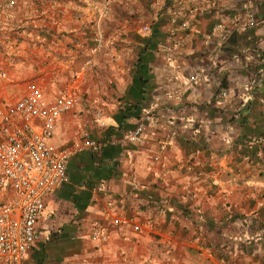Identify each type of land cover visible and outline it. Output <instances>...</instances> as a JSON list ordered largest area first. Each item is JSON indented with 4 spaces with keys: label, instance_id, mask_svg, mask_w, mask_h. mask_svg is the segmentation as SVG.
<instances>
[{
    "label": "crops",
    "instance_id": "crops-1",
    "mask_svg": "<svg viewBox=\"0 0 264 264\" xmlns=\"http://www.w3.org/2000/svg\"><path fill=\"white\" fill-rule=\"evenodd\" d=\"M3 2L24 6L21 19L33 4ZM18 16L0 13V72L9 78L0 77V98L21 80L42 87L46 75L26 78L49 51L10 37ZM148 28L104 49L126 58L133 49L132 61L110 63L115 74L105 78L118 86L117 110H138L119 123L114 111L94 137L119 134L148 109L149 143L71 157L67 182L46 198L27 264H264V0H164ZM134 70L145 75L133 85ZM81 116L62 115L52 142L73 139ZM8 195L0 190V200ZM117 216H133L140 229ZM94 227L103 235L93 237Z\"/></svg>",
    "mask_w": 264,
    "mask_h": 264
},
{
    "label": "built area",
    "instance_id": "built-area-1",
    "mask_svg": "<svg viewBox=\"0 0 264 264\" xmlns=\"http://www.w3.org/2000/svg\"><path fill=\"white\" fill-rule=\"evenodd\" d=\"M148 31L145 26L144 32ZM223 35L226 38L227 31ZM99 46L100 39L91 49L92 55L97 53ZM91 63L90 57L73 74L67 86L53 96H47L35 80L29 79L16 84L0 98V190L9 192L6 199L0 200V264H27V255L39 239L37 220L46 198L67 182L71 157L84 152L100 154L105 149L128 143H149L146 128L152 121V114L148 109L143 110L134 126L120 135L94 137L88 122L83 121L75 127L73 139L61 146L52 142L56 121L79 108V88L90 82L86 69ZM0 77L9 79L6 71H1ZM194 79L199 80L198 77ZM93 122L97 126L105 125L99 116ZM163 148L161 145L160 150ZM154 158L158 160L160 155L155 154ZM114 221L140 229L133 216H117ZM101 235L99 227L92 229L93 237Z\"/></svg>",
    "mask_w": 264,
    "mask_h": 264
},
{
    "label": "rangeland",
    "instance_id": "rangeland-1",
    "mask_svg": "<svg viewBox=\"0 0 264 264\" xmlns=\"http://www.w3.org/2000/svg\"><path fill=\"white\" fill-rule=\"evenodd\" d=\"M31 1L33 4L28 8L27 15L22 13V16H27L23 19L18 16L21 15V11L18 12L21 7L19 3L10 7L3 2L4 5L0 6V13L3 15L13 10L19 17L8 25L10 37L15 35L18 42H30L35 47L40 43L49 51L47 63L33 65L29 69L30 76L27 75L26 78L46 74L41 85L44 92L51 96L63 90L73 74L82 68L88 58L94 56L96 65L92 66L91 63L86 70L88 74L92 71L93 78L103 84L92 85L89 82L91 87L85 94H81L80 87V105L75 112H78V116L85 113L80 117L81 122H88L93 135L101 134L107 127V117L123 104L115 94L118 86L114 79L105 78L115 74L109 64L115 63L119 67L118 60H122L123 56L125 62H131L133 49L128 52V58L127 55L121 57L118 52L112 55L106 53L112 49L118 50L133 38L131 36L145 33L144 27H149L151 17L164 5V0H47L46 5L43 3L38 4L39 6L35 4L36 0ZM98 39L100 46L97 53L92 55L91 49L98 44ZM106 48L108 50L105 53ZM130 71L128 70L127 75ZM84 85L87 84L82 86ZM97 116L105 125L97 126L93 122Z\"/></svg>",
    "mask_w": 264,
    "mask_h": 264
},
{
    "label": "trees",
    "instance_id": "trees-1",
    "mask_svg": "<svg viewBox=\"0 0 264 264\" xmlns=\"http://www.w3.org/2000/svg\"><path fill=\"white\" fill-rule=\"evenodd\" d=\"M150 42V40H147V42H146V44H148ZM145 44V45H146ZM139 56H138V58H137V63L142 59L141 57H140V54H138ZM145 74L143 73V74H139V71L138 70H134L133 72H132V76H131V82H132V84L134 85L135 83H139V82H141V80L143 79V76H144ZM137 110H138V106L137 105H133V104H131V105H128V106H124V107H121V108H119L118 110H117V113L115 114V116H114V119L117 121V123H119V122H123V121H125L128 117H131V116H133V115H135L136 113H137ZM128 128H130V126L129 127H126L124 130H126V129H128ZM114 128H111V131L110 132H112V130H113ZM109 130V129H108ZM107 130V134L106 135H110L111 133H109V131ZM123 130V131H124ZM122 131V132H123ZM122 132H120L119 134L117 133L116 135H120ZM93 135V134H92ZM94 136V135H93Z\"/></svg>",
    "mask_w": 264,
    "mask_h": 264
}]
</instances>
